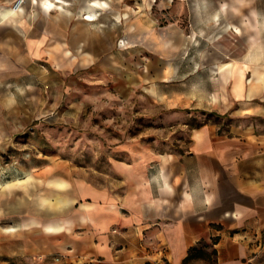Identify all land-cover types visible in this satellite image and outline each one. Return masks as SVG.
Returning a JSON list of instances; mask_svg holds the SVG:
<instances>
[{
    "label": "crops",
    "instance_id": "obj_1",
    "mask_svg": "<svg viewBox=\"0 0 264 264\" xmlns=\"http://www.w3.org/2000/svg\"><path fill=\"white\" fill-rule=\"evenodd\" d=\"M14 1L0 0L1 150L31 135L87 75L129 59L156 61L152 94L168 99V85L188 86L173 97L198 124L182 152L146 148L112 165L115 181L55 165L42 180L12 182L0 193V221L15 246L0 255L182 264L216 238L215 264H252L264 247V0H141L139 16L126 0H24L9 14Z\"/></svg>",
    "mask_w": 264,
    "mask_h": 264
},
{
    "label": "rangeland",
    "instance_id": "obj_2",
    "mask_svg": "<svg viewBox=\"0 0 264 264\" xmlns=\"http://www.w3.org/2000/svg\"><path fill=\"white\" fill-rule=\"evenodd\" d=\"M141 4V0H126L123 9L139 16L144 13L137 8ZM170 13L168 20H172ZM125 37L123 31L117 40L118 50L124 51ZM155 62L141 67L138 60H123L115 72L87 75L80 91L68 93L67 98L58 100L57 108L38 117L31 135L23 134L11 148L0 149V193L11 188L14 181L44 179L55 165L75 177L104 184L116 180L112 165L128 163L134 151L148 148L155 153H169L186 149L190 128L198 122L189 118L187 109L175 104L178 97L173 96H188V86L168 85V99L156 91L148 92L146 88H154L157 83ZM204 80V76L197 80L198 99L205 97L200 87ZM43 95L47 97V93ZM66 102L70 108L67 113ZM9 227L0 221V252L15 246L10 234H5L13 231ZM196 248L205 254L210 251L203 243ZM0 264L52 263L40 257L0 255ZM185 264L212 262L196 256ZM252 264H264V247Z\"/></svg>",
    "mask_w": 264,
    "mask_h": 264
},
{
    "label": "trees",
    "instance_id": "obj_3",
    "mask_svg": "<svg viewBox=\"0 0 264 264\" xmlns=\"http://www.w3.org/2000/svg\"><path fill=\"white\" fill-rule=\"evenodd\" d=\"M216 242V238H212L211 239V243L210 244H206L204 242H199L198 244L200 243H203V247L205 248H208L210 250L209 253L205 254L203 253L202 251L200 250H197L196 246L194 247H191L189 250H188V253H187V256L184 258L182 264H185L187 261H189L190 259H192L193 257H202V258H206L207 260H211L212 264H215V261H214V255H215V250L212 248L213 244H215ZM146 264H149V263H146Z\"/></svg>",
    "mask_w": 264,
    "mask_h": 264
},
{
    "label": "built area",
    "instance_id": "obj_4",
    "mask_svg": "<svg viewBox=\"0 0 264 264\" xmlns=\"http://www.w3.org/2000/svg\"><path fill=\"white\" fill-rule=\"evenodd\" d=\"M24 4V0H15L12 4L11 7L14 11H20L22 5Z\"/></svg>",
    "mask_w": 264,
    "mask_h": 264
},
{
    "label": "bare ground",
    "instance_id": "obj_5",
    "mask_svg": "<svg viewBox=\"0 0 264 264\" xmlns=\"http://www.w3.org/2000/svg\"><path fill=\"white\" fill-rule=\"evenodd\" d=\"M49 5H51V4H49ZM14 12H16V11H14L11 6H10V9L7 10V13H9V14L14 13ZM88 19H90V18H88ZM48 229H50V227H48Z\"/></svg>",
    "mask_w": 264,
    "mask_h": 264
}]
</instances>
